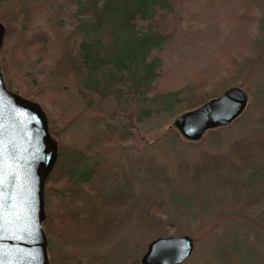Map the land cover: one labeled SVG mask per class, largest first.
<instances>
[{
  "label": "rangeland",
  "instance_id": "374dc122",
  "mask_svg": "<svg viewBox=\"0 0 264 264\" xmlns=\"http://www.w3.org/2000/svg\"><path fill=\"white\" fill-rule=\"evenodd\" d=\"M73 1L0 0L4 82L9 90L39 103L57 135L82 141L85 132L90 137L108 130L128 132L127 140L99 136L102 142L86 152L90 164L103 165L80 192L81 199L93 201L94 194L107 190L108 170L116 174L119 169L126 173L123 179L108 181L127 190V211L103 241L80 228L59 233L43 226L49 264H141L151 240L183 235L193 241L183 264H264V153L229 166L208 162L228 155L234 143L264 124V0H246L251 16L243 30L236 22L244 0H172L174 39L156 53L162 69L154 88L189 96L198 90L203 73L213 71L224 78L221 93L237 86L247 96L240 115L198 140L183 137L172 124L187 107L176 103L171 117L162 113L139 120V106L130 100L100 99L82 90L75 78L67 80L58 63L74 24ZM183 32L188 34L185 39ZM39 38L41 42L29 44ZM211 86L206 83V89ZM204 163L209 167L194 176ZM80 204L79 198L74 205ZM158 204L164 209L161 220L148 221L149 208ZM51 207L56 215L65 211L58 201ZM77 210L82 227L87 211Z\"/></svg>",
  "mask_w": 264,
  "mask_h": 264
},
{
  "label": "trees",
  "instance_id": "16d2710c",
  "mask_svg": "<svg viewBox=\"0 0 264 264\" xmlns=\"http://www.w3.org/2000/svg\"><path fill=\"white\" fill-rule=\"evenodd\" d=\"M73 5L70 15L74 24L66 36L58 64L63 68L67 80L75 78L82 90L97 94L100 99L113 97L117 101L130 100L131 105L139 106V120L162 113L168 114V118L174 115L176 103L190 110L196 107L194 105L221 93L224 78L221 73L213 71L203 73L198 90H193L189 96L154 88L162 69V59L156 53L174 39L172 32L176 22L172 0H75ZM242 6L236 22L241 30L245 29L244 22L251 16V6L246 0ZM185 35H188L187 32L181 34L182 38L185 39ZM39 42L40 38L29 44ZM229 59L238 66L237 58L231 56ZM206 83L212 85L211 89H206ZM261 93L264 97V80L261 82ZM48 127L56 143L57 158L45 182L43 226L48 231L59 233L80 228L91 237L103 241L126 218V198L123 195L127 190L121 188L118 182L115 185L109 182L112 179L120 181L126 173L118 169L114 174L109 169L106 175L109 180L106 182L107 190H103V194H94L91 202L85 197L81 199L80 192L85 191L86 185H90L93 175L103 165L102 162L90 164L86 152L102 142H99V136L104 135L109 140L111 137L108 134H111L112 137L127 140L128 132L108 130L91 137L85 132L81 136L82 141H78L70 134L66 137L60 133L57 135L56 128L49 122ZM263 153L264 124L234 143L228 155L208 158V162L216 167L229 166L237 161L257 160ZM208 167L205 163L197 166L194 176L202 174ZM79 198L81 204L75 207L74 203ZM56 201L65 206V211L58 215L51 207ZM77 209L87 211L82 227H78ZM163 210L159 204L153 205L146 219L160 221Z\"/></svg>",
  "mask_w": 264,
  "mask_h": 264
},
{
  "label": "water",
  "instance_id": "95a60500",
  "mask_svg": "<svg viewBox=\"0 0 264 264\" xmlns=\"http://www.w3.org/2000/svg\"><path fill=\"white\" fill-rule=\"evenodd\" d=\"M5 28L0 22V49ZM237 86L178 115L173 126L189 140L229 124L245 109ZM57 147L39 103L7 88L0 65V264H49L44 187ZM193 250L189 236L157 237L141 264H183Z\"/></svg>",
  "mask_w": 264,
  "mask_h": 264
}]
</instances>
